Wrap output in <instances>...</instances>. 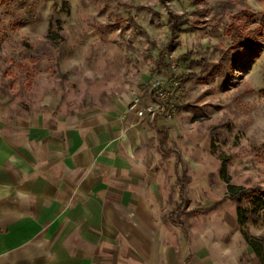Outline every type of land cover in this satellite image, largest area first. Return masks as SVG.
<instances>
[{"label":"rangeland","instance_id":"rangeland-1","mask_svg":"<svg viewBox=\"0 0 264 264\" xmlns=\"http://www.w3.org/2000/svg\"><path fill=\"white\" fill-rule=\"evenodd\" d=\"M263 13L264 0H0L1 121L127 108L158 84L140 154L168 218L186 228L219 209L264 244Z\"/></svg>","mask_w":264,"mask_h":264},{"label":"crops","instance_id":"crops-1","mask_svg":"<svg viewBox=\"0 0 264 264\" xmlns=\"http://www.w3.org/2000/svg\"><path fill=\"white\" fill-rule=\"evenodd\" d=\"M142 120L119 103L55 121L0 118V264H261L222 210L186 228L168 218L140 154Z\"/></svg>","mask_w":264,"mask_h":264},{"label":"built area","instance_id":"built-area-1","mask_svg":"<svg viewBox=\"0 0 264 264\" xmlns=\"http://www.w3.org/2000/svg\"><path fill=\"white\" fill-rule=\"evenodd\" d=\"M133 92V98L127 105V113H134L140 119L151 121L156 119L160 101L165 97L158 84L146 85Z\"/></svg>","mask_w":264,"mask_h":264},{"label":"trees","instance_id":"trees-1","mask_svg":"<svg viewBox=\"0 0 264 264\" xmlns=\"http://www.w3.org/2000/svg\"><path fill=\"white\" fill-rule=\"evenodd\" d=\"M261 23L264 26V13L262 16ZM181 24L183 25V22H180V18L178 16H176L174 14H172L170 16L169 28H170L172 34H174V32L176 31L178 25H181ZM258 31H259V28L258 29L256 28V32H258ZM254 37H255V32L254 33L251 32L249 34V38L245 42H243L244 45L251 50H253L254 46L256 45ZM174 38H175V36H172L170 38V42H172ZM230 198L236 199L237 197L235 195H231ZM237 201L240 202L239 200H237ZM263 204L264 203L260 204V206H262ZM250 214H252L253 216L256 215V210H253L252 212H250ZM237 217H238V221L240 224L246 223L248 220V210L241 207V206H238ZM246 239H247V242L253 247L256 255L258 256V258L261 262V264H264V244L260 241H255V240L249 239L248 237H246Z\"/></svg>","mask_w":264,"mask_h":264}]
</instances>
